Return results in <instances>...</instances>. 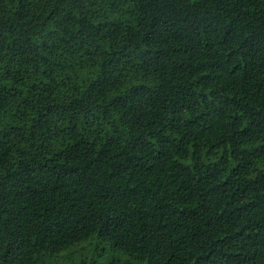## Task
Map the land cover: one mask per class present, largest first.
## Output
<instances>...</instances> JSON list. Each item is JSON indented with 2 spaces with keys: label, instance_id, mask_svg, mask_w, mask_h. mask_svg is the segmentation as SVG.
I'll use <instances>...</instances> for the list:
<instances>
[{
  "label": "trees",
  "instance_id": "1",
  "mask_svg": "<svg viewBox=\"0 0 264 264\" xmlns=\"http://www.w3.org/2000/svg\"><path fill=\"white\" fill-rule=\"evenodd\" d=\"M0 264H264V0H0Z\"/></svg>",
  "mask_w": 264,
  "mask_h": 264
}]
</instances>
